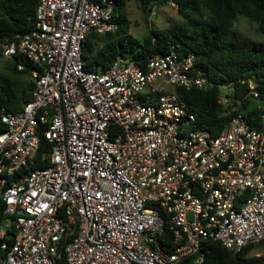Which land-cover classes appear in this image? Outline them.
I'll return each mask as SVG.
<instances>
[{
    "label": "built area",
    "instance_id": "2783aa9c",
    "mask_svg": "<svg viewBox=\"0 0 264 264\" xmlns=\"http://www.w3.org/2000/svg\"><path fill=\"white\" fill-rule=\"evenodd\" d=\"M36 1V29L2 45L33 67L34 88L1 114L0 264H56L61 252L67 264H201L207 242L238 253L264 241V93L249 82L258 116L195 129L169 90L211 87L191 54L85 70V38L117 28L114 1Z\"/></svg>",
    "mask_w": 264,
    "mask_h": 264
},
{
    "label": "trees",
    "instance_id": "16d2710c",
    "mask_svg": "<svg viewBox=\"0 0 264 264\" xmlns=\"http://www.w3.org/2000/svg\"><path fill=\"white\" fill-rule=\"evenodd\" d=\"M112 1L115 3L112 22L117 28L104 35L90 33L85 38L81 53L85 70L105 71L119 58L143 67L152 55H165L171 50L181 56L191 54L194 70L211 84L206 89H175L176 95L196 115L193 128L216 135L237 113L247 118L258 116V102L249 95V82L256 91L264 93V42L245 36L234 24L238 17H243L255 26L258 35L264 36V0H134L145 13L172 3L182 19L164 30H151L142 40L128 33L124 6L129 0ZM36 6V0H0V58L5 40L12 41L36 29ZM20 64L24 70L17 69ZM32 69L21 56H12L0 66V133L6 130L1 122L2 112L20 111L30 100L34 88L30 79ZM223 87L229 89L225 95L229 99L227 107L219 99ZM48 149L42 139L40 153ZM40 166L36 161L31 169ZM3 211L0 201V223L5 218ZM163 234L167 236V232ZM255 247L233 253L218 242H207L201 264H264V256H248ZM56 264H67L62 252ZM179 264L192 263L185 260Z\"/></svg>",
    "mask_w": 264,
    "mask_h": 264
},
{
    "label": "rangeland",
    "instance_id": "374dc122",
    "mask_svg": "<svg viewBox=\"0 0 264 264\" xmlns=\"http://www.w3.org/2000/svg\"><path fill=\"white\" fill-rule=\"evenodd\" d=\"M154 15L145 13L138 7L134 0H129L125 3L124 12L129 22L128 33L137 40H142L151 30H164L173 24L181 23L182 19L176 12L174 4H167L161 7H153L151 9ZM242 32L245 36L250 37L257 42H264V36L258 35L255 31V26L249 23L245 18L238 17L234 27ZM7 62V58L2 55L0 58V66ZM174 91L173 88H169ZM248 256H264V241L262 244L253 248Z\"/></svg>",
    "mask_w": 264,
    "mask_h": 264
},
{
    "label": "water",
    "instance_id": "95a60500",
    "mask_svg": "<svg viewBox=\"0 0 264 264\" xmlns=\"http://www.w3.org/2000/svg\"><path fill=\"white\" fill-rule=\"evenodd\" d=\"M8 222H9V224H11V218H8ZM8 229L10 230L11 226H9ZM11 236H12V234L10 233L8 237L10 238Z\"/></svg>",
    "mask_w": 264,
    "mask_h": 264
}]
</instances>
